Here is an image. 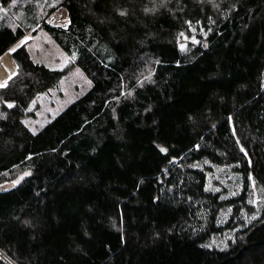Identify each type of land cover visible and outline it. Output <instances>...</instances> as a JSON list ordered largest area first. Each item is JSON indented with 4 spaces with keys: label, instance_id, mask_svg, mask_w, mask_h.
<instances>
[{
    "label": "trees",
    "instance_id": "trees-1",
    "mask_svg": "<svg viewBox=\"0 0 264 264\" xmlns=\"http://www.w3.org/2000/svg\"><path fill=\"white\" fill-rule=\"evenodd\" d=\"M39 30L88 85L33 132L29 104L67 69L11 52L0 264H264V209L238 218L249 175L264 186V0H0V55ZM202 159L235 164L239 194L206 192L187 165ZM226 204L236 221L216 225ZM238 225L225 249L203 245Z\"/></svg>",
    "mask_w": 264,
    "mask_h": 264
},
{
    "label": "rangeland",
    "instance_id": "rangeland-1",
    "mask_svg": "<svg viewBox=\"0 0 264 264\" xmlns=\"http://www.w3.org/2000/svg\"><path fill=\"white\" fill-rule=\"evenodd\" d=\"M49 23L64 25L65 15L61 7L57 8L47 18ZM181 37V36H180ZM186 39L183 37L178 43L179 47H184ZM23 45L28 51L30 58L37 62H43L45 66L54 69L66 68L64 74L57 81L56 87H51L42 94H38L32 99L28 110L33 111V116L24 118L25 126L36 131L49 117L61 110L68 102L86 89L88 83L80 70L72 65L69 58L54 44L50 37L42 31H37L35 35L25 33V35L6 49L0 55V86L15 72V63L11 57V52L18 46ZM262 87L264 88V70L262 74ZM191 168L202 170L205 175L204 190L216 194L219 200H227L239 194L241 190V178L239 173L232 169L233 163H213L207 159L195 161L187 164ZM24 173L19 174L13 180L6 183L8 188L15 185ZM246 207L240 208L238 218L242 225H247L250 221L259 217L264 209V186L257 184L249 175V186L246 198ZM230 204H226L218 210L216 214V225H223L230 221H236L232 216ZM196 213L202 221L205 219L206 210L199 206ZM241 225L232 230H224L220 233L210 235V238L203 245L207 248L223 250L233 242L234 232L240 229Z\"/></svg>",
    "mask_w": 264,
    "mask_h": 264
}]
</instances>
